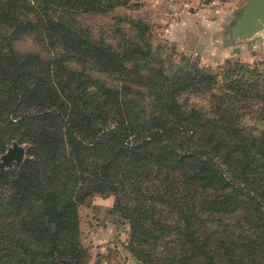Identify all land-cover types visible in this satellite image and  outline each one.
Masks as SVG:
<instances>
[{"label": "trees", "instance_id": "1", "mask_svg": "<svg viewBox=\"0 0 264 264\" xmlns=\"http://www.w3.org/2000/svg\"><path fill=\"white\" fill-rule=\"evenodd\" d=\"M0 0V264H85L78 206L113 196L140 264H264V58L214 69L116 14ZM30 40L37 47L21 50Z\"/></svg>", "mask_w": 264, "mask_h": 264}, {"label": "rangeland", "instance_id": "2", "mask_svg": "<svg viewBox=\"0 0 264 264\" xmlns=\"http://www.w3.org/2000/svg\"><path fill=\"white\" fill-rule=\"evenodd\" d=\"M132 2L136 5L117 7L104 15H90L88 21L106 25L118 13L140 18L150 25L153 45H161L162 51L172 52L174 56L185 54L198 65L214 69L235 60L254 64L264 58L257 50L252 59H246L243 54L232 55V43L249 42L253 38V35L249 39L232 36V26L238 21L246 0ZM214 30L221 31L219 38H212ZM36 47L30 40L17 43L21 50ZM112 203V195L95 194L78 206L80 239L88 253L85 264H140L127 248L128 222L111 209Z\"/></svg>", "mask_w": 264, "mask_h": 264}, {"label": "water", "instance_id": "3", "mask_svg": "<svg viewBox=\"0 0 264 264\" xmlns=\"http://www.w3.org/2000/svg\"><path fill=\"white\" fill-rule=\"evenodd\" d=\"M264 27V0H246L243 4L238 21L232 26V36L246 38L254 35ZM24 145L12 140L6 150L0 154V174L6 167L20 163L24 157ZM61 264H73L60 258Z\"/></svg>", "mask_w": 264, "mask_h": 264}, {"label": "crops", "instance_id": "4", "mask_svg": "<svg viewBox=\"0 0 264 264\" xmlns=\"http://www.w3.org/2000/svg\"><path fill=\"white\" fill-rule=\"evenodd\" d=\"M213 39L219 38L221 36V31L214 30L212 32ZM252 40L246 42L232 43V55H240L246 57V59H252L255 55H257V51L262 52L264 54V27L257 33L252 36ZM247 37L246 39H249ZM234 53V54H233ZM259 55V53H258Z\"/></svg>", "mask_w": 264, "mask_h": 264}]
</instances>
